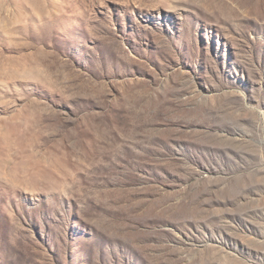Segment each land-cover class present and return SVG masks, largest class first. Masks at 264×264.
I'll list each match as a JSON object with an SVG mask.
<instances>
[{
  "label": "rangeland",
  "instance_id": "1",
  "mask_svg": "<svg viewBox=\"0 0 264 264\" xmlns=\"http://www.w3.org/2000/svg\"><path fill=\"white\" fill-rule=\"evenodd\" d=\"M0 264H264V0H0Z\"/></svg>",
  "mask_w": 264,
  "mask_h": 264
}]
</instances>
